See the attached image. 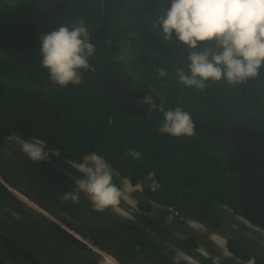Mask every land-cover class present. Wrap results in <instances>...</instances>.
Returning <instances> with one entry per match:
<instances>
[{
    "label": "trees",
    "instance_id": "1",
    "mask_svg": "<svg viewBox=\"0 0 264 264\" xmlns=\"http://www.w3.org/2000/svg\"><path fill=\"white\" fill-rule=\"evenodd\" d=\"M53 1L16 0L9 11L0 7V37L12 49L24 48L42 10ZM105 1V28L89 60L121 87L142 98L151 94L164 108L179 106L193 119L237 127L230 133L233 140L198 126L192 137L161 135V115L153 111L149 115V110L115 92L89 68L82 71L79 86L53 84L40 66V34L83 18L91 35L104 14L102 0H64L44 15L25 51L11 54L0 47V149L2 134H17L43 140L46 150L58 149L61 157L77 162L96 152L132 184L145 183L137 202L142 212L158 203L222 232L225 220L219 204H225L264 229V64L257 77L238 86L221 81L203 91L187 88L174 73L176 68L187 71L189 49L174 35L171 42L164 41L150 27L170 0ZM156 68H166L168 75L157 78ZM129 149L140 151L144 158L133 161L125 155ZM150 171L161 185L155 192L144 181ZM114 182L121 186L118 179ZM7 198L0 184V201ZM109 225L111 232L100 234V240L126 263L176 264L156 238L114 218ZM171 240L200 263L217 264L212 256L195 252V233ZM226 247L240 259H252L237 235L226 237ZM179 264L188 263L179 260ZM220 264L235 263L224 258ZM254 264H264V259L257 258Z\"/></svg>",
    "mask_w": 264,
    "mask_h": 264
},
{
    "label": "clouds",
    "instance_id": "2",
    "mask_svg": "<svg viewBox=\"0 0 264 264\" xmlns=\"http://www.w3.org/2000/svg\"><path fill=\"white\" fill-rule=\"evenodd\" d=\"M150 27L164 41L171 42L174 35L189 49L185 60L187 71L176 68L174 73L178 82L187 88L203 91L211 83L221 81L228 86H238L257 77L264 64V0H170V6L157 12ZM90 36L83 18L40 34V66L47 71L53 84L60 87L81 85L82 71L88 70V61L96 51ZM156 73L157 78L168 75L166 68H156ZM141 102L149 105V115L153 108L162 112L159 134L173 137L195 135L191 114L181 107L165 109L163 103L157 104L151 94H146ZM18 143L21 153L34 163L46 161L49 152L55 156L60 154L55 148L46 150L45 142L40 139H20ZM125 155L133 161L144 158L135 149H129ZM66 162L80 175L69 173L74 182L73 190L58 193L59 201L79 203L81 194H84L98 212L111 209L119 213L122 201L136 208L137 201L131 198V194L142 192L145 183L132 185L125 179L118 186L114 182L118 173L96 152L85 154L81 162ZM144 181L151 191H158L161 187L154 171L148 172ZM180 258L179 255L175 257L176 264Z\"/></svg>",
    "mask_w": 264,
    "mask_h": 264
},
{
    "label": "rangeland",
    "instance_id": "3",
    "mask_svg": "<svg viewBox=\"0 0 264 264\" xmlns=\"http://www.w3.org/2000/svg\"><path fill=\"white\" fill-rule=\"evenodd\" d=\"M15 6L16 0H0V7L4 10L9 11ZM20 139L23 138L17 134H2L0 179L12 191L5 189L9 203L0 201V264H138L126 263L114 248L102 243L96 234L110 233L109 221L112 218L156 238L165 252L173 257L179 255L180 261L188 264L202 263L177 247L171 239L184 237L190 232L195 233L198 238L195 252L212 256L217 264L224 258L235 264H252L257 258L264 259V242L255 227L263 228L235 214L225 204H219L225 228L222 232H215L206 223L158 203H154L150 211L142 212L137 204L133 209L122 201L121 212L117 213L111 209L98 212L81 200L75 204L61 202L57 199V194L73 190L74 182L69 173L73 176L80 173L69 164L60 163L58 159H63L60 154L57 158L50 153L46 161L32 162L21 153L18 143ZM114 178L117 179L115 176ZM55 185H58L57 188H53ZM82 196L85 197L84 194ZM131 198L138 202L142 198V192L132 193ZM125 212L128 215H124ZM74 225L94 236L92 242L87 241L98 251H93L85 244H78L62 228L75 232ZM159 230L171 238L160 234ZM54 232L59 233L60 245L54 240ZM232 235L242 238L251 251L252 259L243 260L228 251L226 237ZM69 242L78 246L77 249H73L74 245L72 249L69 248ZM228 254H232L234 258H230Z\"/></svg>",
    "mask_w": 264,
    "mask_h": 264
},
{
    "label": "water",
    "instance_id": "4",
    "mask_svg": "<svg viewBox=\"0 0 264 264\" xmlns=\"http://www.w3.org/2000/svg\"><path fill=\"white\" fill-rule=\"evenodd\" d=\"M63 1L64 0H55L51 4L47 5L42 10V12H41V14L39 16V20H38V23H37V28H36V30L34 32V35L32 36L30 42L24 48L17 49V50L12 49V48H10L7 45V43L5 42V40L2 37H0V47L3 48L8 53H11V54H19V53L25 51L30 46V44L35 40V37L38 34V31H39L40 26H41V21L43 20L44 15L48 11L52 10L53 8H55V6L61 4ZM102 2H103V13H104L103 17H102V19L100 21V24L96 28V30L90 36V42L93 43V44L100 38V36L103 33L104 28H105L106 16H107V11H106V8H105L106 1L102 0ZM88 63H89V69L98 78H100L105 84H107L110 88H112L115 92H117L118 94L126 97L127 99H129L130 101L136 103L137 105L149 110V105L147 103H142L141 102L142 99H143L141 96H139L137 94H134V93L130 92L129 90L121 87L119 84L114 82V80L109 75H107L106 73L100 71L90 60L88 61ZM165 109H167V108H165ZM151 111H153V112H155V113H157V114L162 116V112L159 111V109L153 108ZM193 123H194V126H198L200 128H204V129L210 130V131H212L214 133H217V134H219V135H221L223 137H226V138H228L230 140H233V138L230 136V133L233 130H235V128H237V127H227V126L223 127V126H219V125H213V124L202 122V121H199V120H196V119H193ZM0 183L3 186L4 182L1 179H0ZM62 228H64L66 230V232L73 237V239L77 240L80 243H83V244L87 245V242H85V240H83V239L79 238L78 236H76V233H75L76 231L83 236V233H82V231L79 228L73 226V229L76 230L75 232L70 230V229H68V228H65V227H62ZM88 245H89V246H87L88 248L90 247V249L91 248L95 249V246H93L91 243L88 244Z\"/></svg>",
    "mask_w": 264,
    "mask_h": 264
},
{
    "label": "bare ground",
    "instance_id": "5",
    "mask_svg": "<svg viewBox=\"0 0 264 264\" xmlns=\"http://www.w3.org/2000/svg\"><path fill=\"white\" fill-rule=\"evenodd\" d=\"M59 156H57V158H58ZM69 159H67V158H63L62 160H60V159H58V161L60 162V163H64V164H68L66 161H68ZM71 163H73V164H75V162L74 161H72V160H69ZM112 167V166H111ZM114 169V168H113ZM74 170H76L75 168H74ZM117 172V171H116ZM118 173V172H117ZM115 177H117V179L119 180V182H120V184L122 185V182H123V180H125V179H127V180H129L128 178H124V177H122L119 173H118V175H116ZM1 184V183H0ZM2 185V184H1ZM3 187L5 188V189H8L7 191H12V189L7 185V184H3ZM8 195V194H7ZM252 227H254V225H251ZM255 229H257L259 232V234H260V239L264 242V230L263 229H259V228H257V227H255ZM77 232V231H76ZM75 232V233H76ZM76 236H78L79 238H81V239H83V240H85V242H87V245L86 246H89L88 244H90V243H88V241L80 234V233H76ZM77 241V240H76ZM78 242V241H77ZM80 243V242H79ZM83 244V243H82ZM172 246V245H171ZM90 248V247H89ZM92 249V248H91ZM93 251H97L98 249L95 247V249H92ZM229 255V257L230 258H234L233 257V255L232 254H228ZM194 263H196V262H194ZM238 264V263H237Z\"/></svg>",
    "mask_w": 264,
    "mask_h": 264
},
{
    "label": "flooded vegetation",
    "instance_id": "6",
    "mask_svg": "<svg viewBox=\"0 0 264 264\" xmlns=\"http://www.w3.org/2000/svg\"><path fill=\"white\" fill-rule=\"evenodd\" d=\"M39 32V31H38ZM61 156V155H60ZM63 158H65V157H63ZM57 186L58 185H55V186H53V188H57ZM6 191V190H5ZM6 194H7V192H6ZM8 196V195H7ZM83 196H82V194H81V197H80V200L81 201H84V202H86V203H88V204H90V206H91V203L86 199V197H84V198H82ZM3 202H6V203H9V199L7 198V200L6 201H4L3 200ZM44 223V222H43ZM45 224V223H44ZM46 225V224H45ZM75 226V225H74ZM59 229H60V227L59 226H57ZM76 227V226H75ZM78 228V227H77ZM79 229L82 231V233H83V236H84V238L86 239V240H90L91 242L93 241V239H94V236L93 235H91L89 232H87L86 230H83L82 228H80L79 227ZM91 230V229H90ZM96 234H98L99 236H100V234H105V233H96ZM58 236H59V233L57 232H54V234H53V237H54V240H55V242H56V244H58V245H60V239L58 238ZM70 237H72L71 235H69ZM73 239V238H72ZM73 240H75V239H73ZM76 241V240H75ZM78 244H81V245H83L82 243H79V242H77ZM69 248H71L72 247V245H74V243L72 242V244H70V242H69ZM75 246V248H73V249H77V247L78 246H76V245H74ZM83 246H85V245H83ZM71 248V249H72Z\"/></svg>",
    "mask_w": 264,
    "mask_h": 264
}]
</instances>
